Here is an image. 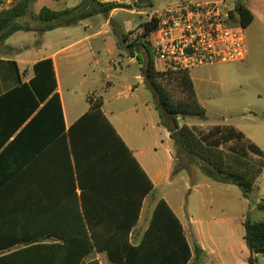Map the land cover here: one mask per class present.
Listing matches in <instances>:
<instances>
[{"label": "trees", "instance_id": "trees-1", "mask_svg": "<svg viewBox=\"0 0 264 264\" xmlns=\"http://www.w3.org/2000/svg\"><path fill=\"white\" fill-rule=\"evenodd\" d=\"M35 1L15 0L11 8L0 11V43L19 31L42 35L96 15L107 17L114 8L152 5L151 0H133L132 5L82 0L73 8L44 6L33 13ZM233 16L245 29L254 20L243 0H235ZM114 32L119 46L133 55L138 45L152 46L156 24H144L142 43H130L127 34ZM34 72L29 83L0 97V264H100L90 258L94 253H106L113 264H189L194 255L199 260L200 247L191 246L183 223L165 199L158 202L141 243H131L152 182L105 115L102 96L89 95V111L66 130L53 61L38 62ZM144 75L161 125L179 153L213 180L237 185L250 199L264 171L263 150L231 125L199 129L180 124V118L207 121L190 71L159 72L148 53ZM175 90L184 98L175 99ZM38 121L44 137L59 136L55 145L34 157L32 132ZM50 150L55 152L52 165L37 167L40 160L47 161ZM16 152L22 154V164H13ZM257 208L264 212V200ZM243 226L251 252L248 262L255 264L253 255L264 254V220L246 219Z\"/></svg>", "mask_w": 264, "mask_h": 264}, {"label": "crops", "instance_id": "crops-1", "mask_svg": "<svg viewBox=\"0 0 264 264\" xmlns=\"http://www.w3.org/2000/svg\"><path fill=\"white\" fill-rule=\"evenodd\" d=\"M81 1L82 0H74L73 3H70L69 0H36L33 4V8H35V13H38L44 6L54 10H64L77 6ZM243 1L248 5L249 9L254 15V20L251 23L252 25L256 21L258 13L262 12L264 14V0ZM104 2H117L132 5L133 1L124 0V2H119L118 0H104ZM14 3L15 0H0V11L11 8ZM142 13L144 12H137L134 6L132 8L118 7L112 9L105 19H102L104 16L102 14L96 15L94 16L97 17L95 22L92 21V18L94 17H91L82 21L76 26L57 28L52 31L45 32L42 35L36 32L19 31L11 35L5 42L0 43V97L19 87L23 83H29L35 75L34 66L38 62L46 59H51L53 61L57 81V89L55 93H57L61 101L63 125L66 130H68L73 123H75L79 118L89 111L90 104L87 100L89 95L95 94L102 96L103 111L105 115L114 125L128 147L131 149L134 157L137 159L154 186L153 190L143 199L144 201L139 221L131 231L130 241L134 245L141 243L160 199H165L169 203L168 199L166 198V194L160 190V187H165L171 182L172 171L174 167L173 143L170 138L169 131L163 125H161L156 105L154 107V115H156V119L153 128L157 129L158 131H163L166 142L172 143V145L167 146L169 152L167 161L161 163L157 157V146H165L166 142L155 139L153 141V145L147 144L141 135L133 133V128L129 123L130 121H140L146 113L153 114V108L150 107L148 103L149 101H146L147 89L150 91L149 95L152 93L147 85L144 75V69L146 68L147 62L140 63L135 57V53H143L146 57H148V53L145 47L138 45L134 48L133 55L130 54L126 57L122 54L119 55L122 59V62H119V70L117 69V66L113 64V69L115 71L114 75L107 74L103 71H93V75L90 77V83L107 81L106 85L102 86L103 95L98 93L97 90L90 91L88 88H85L88 75L84 71H80L77 74L73 72L70 73L65 79L66 81L64 88L60 79L59 58L63 53L68 52L69 54L65 57L64 62L65 68H69V66H72L73 64H79L80 66L88 52H91L96 58L98 52H96V47L93 46L92 42L101 38H103L105 41L106 39H111V41H113V48L119 49L121 46H119V41L117 40L118 36L115 34L112 28V23H114L116 28L120 30L119 34H127L129 29L134 28V26L142 25V27H144L146 20L143 22L139 16V18L135 16L136 14L141 15ZM123 14H127L132 17L129 19L123 18V16H121ZM139 20H141V22H139ZM63 28H74L76 32L64 30L65 32L63 35H70V37H66L69 39L66 40L64 45H47L45 38L54 33L62 31ZM20 33L33 34L36 44H29L27 36L17 37V35ZM133 38H136V36L132 37V39ZM249 56L250 52L248 51V57L246 60L242 61V63L247 61ZM126 58L128 60L125 63ZM137 61L139 63V70L133 72L131 76L128 73V70L131 67L129 63L134 64ZM93 63L97 64V60L95 59ZM191 78L194 82L198 100L203 105V103L200 101L198 87L192 74ZM111 94H113V96L110 99L108 97ZM253 97L258 102L262 100V94L260 91L253 93ZM245 99L252 100L253 98L246 96ZM125 111L129 112L131 116L130 119L128 118L124 120L122 118L121 114L123 115ZM29 121L30 119L21 127V129L11 136L10 141L15 139V137ZM33 129L32 152L34 153L35 157L39 156L46 146L50 147L53 145L56 137L59 135L47 133L44 137L40 121L34 125ZM45 139L46 142L44 143ZM54 157L55 152L50 150L46 156L47 161L44 162L43 160H40V162L37 163V167L43 166L44 164L51 166L52 162H54ZM13 164H22V154H18V152H16ZM54 185L55 180H53V186ZM244 201L246 204H249V200ZM262 201L263 200H257V202L254 204V207L257 208V204ZM212 202L214 203L215 201ZM218 202L220 204L222 203V207H224L226 200H218ZM169 205L171 206L170 203ZM171 208L183 223L188 240L191 246L194 247L197 244H195L196 239L192 220L188 217L189 223L186 225L180 214L172 206ZM244 221L245 220H242V226ZM189 231L192 235L194 243L189 238ZM197 232L198 233H196V235L198 234V238L200 239V244L198 246L201 249V258L205 257L206 261L204 264H249L248 260L251 256V252L247 248L244 240L245 232L243 234V241L239 245L241 254L237 253V251L233 248L231 240L226 241L221 248L219 243L217 241L215 242L213 239L212 245H209V249L206 250L204 245L205 240L203 239L204 235L202 234L201 229L199 230V228H197ZM105 255L106 253H94L90 258H96L99 260L100 264H104V259L106 257ZM253 256L255 258V264H264V254H254ZM201 258L199 260H201ZM193 259H196L195 255L193 256Z\"/></svg>", "mask_w": 264, "mask_h": 264}, {"label": "rangeland", "instance_id": "rangeland-1", "mask_svg": "<svg viewBox=\"0 0 264 264\" xmlns=\"http://www.w3.org/2000/svg\"><path fill=\"white\" fill-rule=\"evenodd\" d=\"M73 3L74 0H69ZM124 2V0H118ZM133 1V0H131ZM173 0H151L152 5L138 8L136 11L144 12L139 16L143 22L146 20V13L158 9ZM231 1V0H230ZM32 12L35 13V8L32 7ZM123 18H131L132 16L123 14ZM138 17V18H139ZM107 18L103 16L102 19ZM30 20V15L27 17ZM97 17L92 18L96 21ZM139 20V22H141ZM113 30L120 32L116 25L112 23ZM64 30H71L76 32L74 28H63L62 31L54 33L45 38L47 45H64L70 35H63ZM70 32V31H67ZM82 32V31H81ZM144 32L142 25L134 26L129 29L127 35L129 42L138 40L140 43L144 41L140 35ZM75 34V33H73ZM19 36H27L28 43L36 44L34 35L31 33H20ZM136 36V38H133ZM246 39L248 51L250 52L249 59L245 62L212 64L202 67L193 68L190 74L193 75L196 85L198 87L200 101L203 103L207 113V121H201L197 118H180V124H187L191 127L199 129H208L214 125H231L241 130L252 142L259 146L264 152V14L258 13L256 21L246 28ZM119 41V37L117 38ZM113 41L101 38L93 41V46L96 48V58L91 52L85 55L82 64H73L69 68H65V57L69 54L63 53L59 58L60 79L65 88V79L70 73H78L84 71L88 75L85 88L90 91L97 90L103 95L102 86L106 85L107 81L90 83V77L93 71L105 72L114 75L113 64L119 70V62H122L120 54L129 56L130 53L125 46L119 49L113 48ZM147 53L155 60L152 46L145 44ZM138 48V47H137ZM136 60L140 63H146L147 57L143 53H135ZM97 60V64L93 63ZM125 59V63L127 62ZM124 61V60H123ZM130 64L128 73L139 70V63ZM162 64H157L156 69H161ZM260 91L262 100L256 101L253 93ZM148 89L146 91V101L153 111V114L146 113L140 121H130V126L133 128L134 134H139L144 138L147 144L153 145L155 139L165 140L163 131H158L153 128L156 115H154V107L156 101L154 96L149 95ZM99 96V95H97ZM111 94L108 98H112ZM252 97V100L245 99ZM175 99L184 98V94L179 90L174 92ZM156 114V113H155ZM124 120L130 119V114L125 111L122 115ZM173 143V141H172ZM172 143H167L165 146H157V157L161 163L167 161L169 157L168 147ZM174 167L172 171V180L167 186H161L166 194L171 206L180 214L186 225L188 217L192 220L194 235L197 245L200 244L197 228L201 229L204 235V245L206 250L212 241L222 245L228 240H231L233 248L240 253L239 245L243 241V234L245 232L242 226V220L249 219L251 221H263L264 212L254 207L257 200H264V171L258 178L255 191L250 199L243 196L241 189L233 183H219L206 174H204L196 164L190 162L185 153H179L173 143ZM185 166L183 168H178ZM218 200H226L225 206L222 207ZM244 200H249V204ZM212 201H215L214 203ZM190 240L193 242L190 231L188 232ZM194 243V242H193ZM106 256V255H105ZM205 257L201 260L192 259L189 264H204ZM104 264H112L107 256L104 259Z\"/></svg>", "mask_w": 264, "mask_h": 264}, {"label": "built area", "instance_id": "built-area-1", "mask_svg": "<svg viewBox=\"0 0 264 264\" xmlns=\"http://www.w3.org/2000/svg\"><path fill=\"white\" fill-rule=\"evenodd\" d=\"M235 0H173L146 13L155 22L152 43L159 72L242 62L248 57L246 29L233 16Z\"/></svg>", "mask_w": 264, "mask_h": 264}]
</instances>
